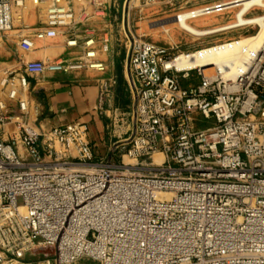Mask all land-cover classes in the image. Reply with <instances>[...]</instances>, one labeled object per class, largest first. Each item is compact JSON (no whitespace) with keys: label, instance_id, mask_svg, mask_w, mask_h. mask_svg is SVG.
I'll use <instances>...</instances> for the list:
<instances>
[{"label":"built area","instance_id":"2783aa9c","mask_svg":"<svg viewBox=\"0 0 264 264\" xmlns=\"http://www.w3.org/2000/svg\"><path fill=\"white\" fill-rule=\"evenodd\" d=\"M29 5L43 7L45 20L22 33ZM88 7L104 11L107 2L0 0V35L20 31L25 50L55 37L69 48L91 47ZM228 10L204 5L188 21ZM127 38L134 104L130 133L112 147L118 161L94 156L85 122L37 126L38 107L26 97L29 78L46 70H103L93 49L87 63L35 60L21 72L0 71V264H264V38L228 76L230 62L209 74L178 69L174 61L191 52L131 31ZM193 73L199 81L185 85ZM104 102L101 91L99 112ZM200 118L212 123L198 127ZM26 254L41 257L25 261Z\"/></svg>","mask_w":264,"mask_h":264},{"label":"crops","instance_id":"0c3cea01","mask_svg":"<svg viewBox=\"0 0 264 264\" xmlns=\"http://www.w3.org/2000/svg\"><path fill=\"white\" fill-rule=\"evenodd\" d=\"M106 2L111 6L117 0ZM104 14L98 18L95 28L91 26L97 36H102L103 31L113 34L110 52L102 55V60L98 58L104 69L95 71L91 70L93 68L82 67L46 70L29 78L26 97L38 107L39 113L33 119L37 126L47 129L74 121L85 122L89 125L94 156L118 161L119 156L111 153L112 147L118 141L117 136L125 138L130 133V113L134 104V96L128 86L126 54L119 57L117 52V33L121 36L128 12L118 5L109 7ZM18 33L21 32L4 35V51L9 69L21 72L25 62L35 60L53 63L77 59L75 55L79 48L67 47L62 37L35 40L33 48L25 50L20 45ZM22 33L28 32L23 30ZM101 91L104 92L105 102L103 111L99 112L96 104ZM13 110L18 111L16 107Z\"/></svg>","mask_w":264,"mask_h":264},{"label":"rangeland","instance_id":"374dc122","mask_svg":"<svg viewBox=\"0 0 264 264\" xmlns=\"http://www.w3.org/2000/svg\"><path fill=\"white\" fill-rule=\"evenodd\" d=\"M220 1L228 0H131L130 4L126 3V8L128 9V16H126V21L124 28L121 30V36L117 33L118 56L122 57L126 54L128 48V38L127 35H130V31L134 35H138L141 38L157 43L159 45L165 46L166 48H175V51L180 52H192L203 47H209L219 43H226L233 40H238L241 38H249L255 36L260 31V26L254 24L250 27H242L231 29L227 31L218 32L208 36H196L193 35L177 25H172V23H158L160 21L168 20L174 18L176 14H179L184 11H189L194 8H199L204 5L218 3ZM117 6L120 7L124 4V0H117ZM112 8V7H111ZM88 10L94 14L93 18L89 20V25L93 26L98 22V18L105 16V12L109 10V5L104 11L95 12L93 7H88ZM235 10L230 9L226 13L220 15H213L202 19H194L191 24L195 27H201L203 29L216 27L224 25L228 22L235 20L234 15ZM264 12V9L261 8H251L247 13L249 16L259 15ZM25 15L27 21L22 26L25 32L31 33L32 27L38 26L41 22L45 20V9L43 7L34 8L32 5H29L27 10H25ZM120 22V21H119ZM169 25L167 30L163 27ZM171 25V26H170ZM95 28V27H94ZM13 33V32H12ZM98 34V32H97ZM111 35L108 31H103L102 36H97L95 38V44L91 47H85L84 43H81L83 48H79V52L75 55L76 58L83 62H88L89 58L85 56L86 50L93 49L95 51L96 59H101V56L110 52L111 45ZM82 40L87 38V36H82ZM115 38V37H114ZM5 43L6 40L4 36L0 35V71L8 69V62L5 56ZM106 46L107 49L104 48ZM195 49V50H194ZM116 56V55H115ZM102 60V59H101ZM95 70V69H91ZM97 70V69H96ZM95 70V71H96ZM206 74H209L208 71H205ZM199 81V77L193 73L189 80H185V85L196 84ZM201 126H209L212 122L200 118ZM160 144V140H159ZM158 156V161L161 164L164 160V155L162 153H155L154 157ZM161 159V161H160ZM120 160V159H118ZM125 162L136 164V160L124 157ZM157 164V165H159ZM156 165V164H155ZM41 256L26 254L23 258L25 261L36 260ZM68 264H100L99 261L91 258H81L72 263Z\"/></svg>","mask_w":264,"mask_h":264},{"label":"bare ground","instance_id":"6f19581e","mask_svg":"<svg viewBox=\"0 0 264 264\" xmlns=\"http://www.w3.org/2000/svg\"><path fill=\"white\" fill-rule=\"evenodd\" d=\"M218 3L227 5V8L234 9V15L236 19L224 25L216 26L213 28L198 29L188 21V18L191 17L192 13V10H189L176 14L174 16V20L168 19L160 21L158 23L162 24L171 22L172 25H177L183 30L196 36L227 29L235 26L236 24L248 23L258 24V26H260V31L255 36L249 38H241L226 43L223 42L209 47H203L188 54L181 53L180 57H178L174 61V65H176L178 69L200 66L205 73V71L211 72L214 64L230 62V70H223L224 75L228 76L229 74L235 72L238 68L242 67L244 61L249 57L250 52L256 50L259 47L261 41L264 38V12L254 16H249L247 13L254 5H257L259 8L264 9V0H228L220 1ZM216 4L217 3H213V5ZM168 26L169 25H166L163 28L167 30ZM159 163L160 162L158 161V156L154 157V164L157 165ZM125 164H127L128 166L133 165L129 162H125Z\"/></svg>","mask_w":264,"mask_h":264},{"label":"water","instance_id":"95a60500","mask_svg":"<svg viewBox=\"0 0 264 264\" xmlns=\"http://www.w3.org/2000/svg\"><path fill=\"white\" fill-rule=\"evenodd\" d=\"M171 20H174V18H171Z\"/></svg>","mask_w":264,"mask_h":264}]
</instances>
